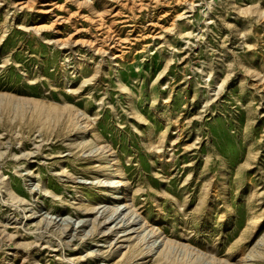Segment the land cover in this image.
I'll return each instance as SVG.
<instances>
[{
    "label": "rangeland",
    "instance_id": "1",
    "mask_svg": "<svg viewBox=\"0 0 264 264\" xmlns=\"http://www.w3.org/2000/svg\"><path fill=\"white\" fill-rule=\"evenodd\" d=\"M0 264H264V0H0Z\"/></svg>",
    "mask_w": 264,
    "mask_h": 264
},
{
    "label": "bare ground",
    "instance_id": "2",
    "mask_svg": "<svg viewBox=\"0 0 264 264\" xmlns=\"http://www.w3.org/2000/svg\"><path fill=\"white\" fill-rule=\"evenodd\" d=\"M104 148V146L98 145V149L102 153V158H104V161L106 163L104 169L107 170L112 165H115L116 168L113 170L116 173L113 177H104L102 179L97 177L96 183L100 184L103 187V192L105 195L111 197L113 201L112 211L117 214V217L121 216L119 222H121L125 227L128 228V232H135L136 229L132 228L131 226L137 224L140 228L144 226V222H142V220L138 218V214L133 209L132 202H128V199H125L126 196L124 195V190L122 189L124 187V177L122 176L121 170L117 165L118 163L116 161L115 155L112 153H107L106 151H104ZM155 237H158V235H156Z\"/></svg>",
    "mask_w": 264,
    "mask_h": 264
}]
</instances>
